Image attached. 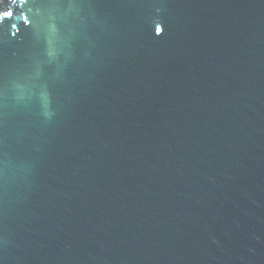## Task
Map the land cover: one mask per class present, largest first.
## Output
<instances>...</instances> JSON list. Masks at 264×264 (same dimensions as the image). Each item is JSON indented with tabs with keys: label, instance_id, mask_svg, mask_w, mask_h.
Instances as JSON below:
<instances>
[{
	"label": "water",
	"instance_id": "95a60500",
	"mask_svg": "<svg viewBox=\"0 0 264 264\" xmlns=\"http://www.w3.org/2000/svg\"><path fill=\"white\" fill-rule=\"evenodd\" d=\"M8 10L0 264H264V0Z\"/></svg>",
	"mask_w": 264,
	"mask_h": 264
},
{
	"label": "snow or ice",
	"instance_id": "6c2138e0",
	"mask_svg": "<svg viewBox=\"0 0 264 264\" xmlns=\"http://www.w3.org/2000/svg\"><path fill=\"white\" fill-rule=\"evenodd\" d=\"M11 15V10H8V11H3L2 13H0V23L3 22V20L5 18H8L9 16ZM155 33L157 35H159L161 33V28L159 26H156L155 29H154Z\"/></svg>",
	"mask_w": 264,
	"mask_h": 264
}]
</instances>
